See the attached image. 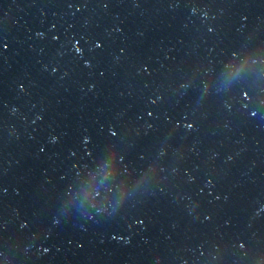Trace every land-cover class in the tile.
<instances>
[{
	"label": "water",
	"instance_id": "obj_1",
	"mask_svg": "<svg viewBox=\"0 0 264 264\" xmlns=\"http://www.w3.org/2000/svg\"><path fill=\"white\" fill-rule=\"evenodd\" d=\"M0 264H264V0H0Z\"/></svg>",
	"mask_w": 264,
	"mask_h": 264
}]
</instances>
